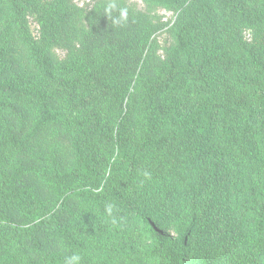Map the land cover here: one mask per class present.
Here are the masks:
<instances>
[{
    "label": "trees",
    "instance_id": "1",
    "mask_svg": "<svg viewBox=\"0 0 264 264\" xmlns=\"http://www.w3.org/2000/svg\"><path fill=\"white\" fill-rule=\"evenodd\" d=\"M138 1L0 0V264H186L233 210L264 264V0Z\"/></svg>",
    "mask_w": 264,
    "mask_h": 264
},
{
    "label": "rangeland",
    "instance_id": "2",
    "mask_svg": "<svg viewBox=\"0 0 264 264\" xmlns=\"http://www.w3.org/2000/svg\"><path fill=\"white\" fill-rule=\"evenodd\" d=\"M73 3L80 8L90 10L97 0H72ZM139 8H144L145 4L139 0L137 2ZM160 15L165 21L174 22L176 16L173 12L165 9L160 10ZM30 26L33 34H38V24L30 18ZM167 38L166 34L161 36L163 42ZM68 49L65 47H58L55 50L56 56L65 57ZM203 201L200 204V209L203 210ZM224 208V207H223ZM226 210V209H225ZM157 215L153 219L163 228H166L169 238L178 239V231H185L187 228V215L189 209L185 212L178 213L172 209L170 205L162 202V205L154 209ZM222 218V227L225 232L218 236L208 238V241L202 245L203 249L191 250L184 254V261L186 264H251L246 255L252 254L255 244L253 235L247 233L242 224L241 218L234 212H229L227 218ZM86 242V241H85Z\"/></svg>",
    "mask_w": 264,
    "mask_h": 264
},
{
    "label": "clouds",
    "instance_id": "3",
    "mask_svg": "<svg viewBox=\"0 0 264 264\" xmlns=\"http://www.w3.org/2000/svg\"><path fill=\"white\" fill-rule=\"evenodd\" d=\"M111 7L115 8L116 6H115V4H113ZM107 11L110 12V9L107 10ZM127 15H128L127 9H121L120 10V15H119V20L126 19ZM115 22H118V21H115ZM107 212H108L109 215L112 213V206L111 205H109L107 207ZM64 264H81V256L78 253H74V254H72L71 256H69V257H67L65 259Z\"/></svg>",
    "mask_w": 264,
    "mask_h": 264
}]
</instances>
